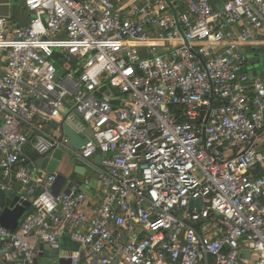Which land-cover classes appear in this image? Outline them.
<instances>
[{"label":"built area","instance_id":"built-area-1","mask_svg":"<svg viewBox=\"0 0 264 264\" xmlns=\"http://www.w3.org/2000/svg\"><path fill=\"white\" fill-rule=\"evenodd\" d=\"M23 6L26 26L0 17L1 179L32 208L15 231L0 223L7 260L34 264L37 240L56 251L69 236L90 264H264V80L246 71L264 0ZM50 122H79L88 143ZM57 149L101 157L95 206L29 174Z\"/></svg>","mask_w":264,"mask_h":264},{"label":"crops","instance_id":"crops-1","mask_svg":"<svg viewBox=\"0 0 264 264\" xmlns=\"http://www.w3.org/2000/svg\"><path fill=\"white\" fill-rule=\"evenodd\" d=\"M12 4H13L12 0H0V17H6L9 19V21L11 20L12 22L11 21L10 22L13 27H15V25L19 27L26 26L32 17V13L28 12L24 8L19 13V16L22 18V20L16 21L15 17H13V11L11 10ZM256 49L257 48H250L248 51V56H251L249 55V53L253 52ZM248 65L250 66V62ZM248 65L246 71L249 73L252 69L249 68ZM1 70L2 69L0 65V73H2ZM249 77L252 78V76ZM93 160L85 161L88 165L87 168H84V166L78 163L76 159H71V162L69 163L67 161L62 162L59 165V168L56 172L57 181L54 186V193H64L68 190L80 191L86 195L88 204L90 206H95V204L97 203L96 195H97V191L100 190L101 182L99 179L100 166L96 165L93 162ZM75 168L77 169V172L74 171ZM28 172L34 178L35 176L41 173V170H39L34 164L29 166ZM0 182H2L1 170H0ZM12 185H13L12 190L19 191L21 185L18 182L14 181ZM29 209L26 210L24 216L18 221V225L26 215L31 213L32 208L30 212ZM6 218L10 220L9 229L11 230L14 227L13 218L12 217L10 218L6 217ZM18 225L16 227V230L18 228ZM12 231H15V229ZM3 247L5 246L3 245L2 248ZM35 252L36 254H35L34 264H70L71 262L70 258L75 254L79 255L80 264H90L87 252L80 251L78 245L72 242L67 236H63L60 238L59 249L56 251L49 249L48 246L45 243H43L41 240H37L35 242ZM9 253L10 252L8 250L7 254H4L3 256L0 257V261L3 262V264H13L11 261H8L6 258V255H8Z\"/></svg>","mask_w":264,"mask_h":264},{"label":"water","instance_id":"water-1","mask_svg":"<svg viewBox=\"0 0 264 264\" xmlns=\"http://www.w3.org/2000/svg\"><path fill=\"white\" fill-rule=\"evenodd\" d=\"M248 57L250 58V65L255 66V68H253L249 72V76L255 77L258 75L256 67L260 63V60H259L260 56L255 55V56H248ZM104 90L105 88L101 89L99 92L95 94V96L97 98H101V93ZM105 94L109 95V92L107 91ZM110 103L115 106L118 104V102L114 100H111ZM48 126L53 128L55 131L60 130V133L68 139V146L74 150H79L82 146L86 145L89 141V138L83 133H81V131L85 132V129L79 122H76L75 125H70V124L63 125L61 126L60 129L56 124L51 123V122L48 123ZM76 160L78 163L82 164L84 168L88 167L85 161L78 159V158ZM66 161L68 163L71 162V158L68 156L67 152L64 149H57L53 151V153L49 157L36 161L35 166L39 170L51 174V173H56L59 168V165L62 162H66ZM93 162L96 165H100L101 157L99 155L96 156ZM74 171L77 172V169L75 168ZM3 187H4V184L0 182V210H1L0 211V223L4 228L9 229L10 220L6 217H9V218L12 217L14 221V227L11 229L12 231L17 227L18 221L24 216V214L26 213V210L30 208L31 204L28 201H23L21 199V193L19 191L5 190ZM69 192H70L69 190L66 191V193H69ZM189 207H190V210H192L193 208H196L197 210H199L201 207V200L199 199V200L190 201ZM67 237L69 238V236ZM2 246L3 244L0 241V257L8 253V249L5 247L2 248ZM0 264H3V262L0 261Z\"/></svg>","mask_w":264,"mask_h":264},{"label":"rangeland","instance_id":"rangeland-1","mask_svg":"<svg viewBox=\"0 0 264 264\" xmlns=\"http://www.w3.org/2000/svg\"><path fill=\"white\" fill-rule=\"evenodd\" d=\"M12 11H13V17H15L16 21H21L22 18L19 16V13L22 9H24L23 7V0H12ZM15 15V16H14ZM11 21V20H10ZM12 22V21H11ZM15 27H19L16 26ZM249 55L253 56V55H259L260 58V63L259 65L256 67L257 71H258V76L261 77L264 80V47H260L257 48L256 50H254L253 52H250ZM249 68L253 69L255 68V66H249ZM37 124V122H36ZM42 128L44 129L45 132H47L49 135H51V137H59V133H57L53 128H51L48 125H42ZM68 154V153H67ZM69 156V154H68ZM70 157V156H69ZM31 211V208L29 209V212Z\"/></svg>","mask_w":264,"mask_h":264},{"label":"trees","instance_id":"trees-1","mask_svg":"<svg viewBox=\"0 0 264 264\" xmlns=\"http://www.w3.org/2000/svg\"><path fill=\"white\" fill-rule=\"evenodd\" d=\"M20 224V223H19ZM19 226V225H18ZM15 230H16V228H15Z\"/></svg>","mask_w":264,"mask_h":264}]
</instances>
